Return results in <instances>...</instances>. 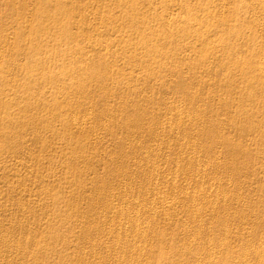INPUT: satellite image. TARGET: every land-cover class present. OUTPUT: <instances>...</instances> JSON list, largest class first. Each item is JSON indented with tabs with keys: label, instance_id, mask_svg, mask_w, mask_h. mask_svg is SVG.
Segmentation results:
<instances>
[{
	"label": "rangeland",
	"instance_id": "rangeland-1",
	"mask_svg": "<svg viewBox=\"0 0 264 264\" xmlns=\"http://www.w3.org/2000/svg\"><path fill=\"white\" fill-rule=\"evenodd\" d=\"M263 7L0 0V264H264V77L245 65L264 59ZM195 160L206 172L183 173ZM201 183L230 200L191 216L174 193ZM157 190L169 217L100 204Z\"/></svg>",
	"mask_w": 264,
	"mask_h": 264
},
{
	"label": "bare ground",
	"instance_id": "bare-ground-1",
	"mask_svg": "<svg viewBox=\"0 0 264 264\" xmlns=\"http://www.w3.org/2000/svg\"><path fill=\"white\" fill-rule=\"evenodd\" d=\"M253 1V0H252ZM223 2V0H221V3ZM256 2V1H255ZM254 2V3H255ZM253 3V2H252ZM257 3L259 4V5H261V6H264V0H257ZM190 6H191V4H190ZM225 6V5H224ZM258 6V5H257ZM254 9H255V7H253ZM258 8V7H257ZM264 8V7H263ZM260 10H262L261 8H260ZM190 11V10H189ZM255 11V10H254ZM253 11V12H254ZM264 12V11H263ZM259 13V12H258ZM256 14V13H255ZM253 15V14H252ZM257 15V14H256ZM264 15V14H263ZM255 17V16H254ZM253 17V18H254ZM86 18V17H85ZM263 19V18H262ZM88 22V21H87ZM258 22V21H257ZM261 23H263V22H261ZM10 37V36H9ZM153 41V40H152ZM108 44V43H107ZM261 46H263L264 47V42L262 43V45ZM236 60L237 61H240V60H238V58H236ZM94 61V60H93ZM252 63H250V61H246L245 62V65L248 67V68H250V65L251 66H257L258 68H260L261 69V71H262V73H263V77H264V59H255V60H252L251 61ZM190 67V66H189ZM99 70H102V69H99ZM103 71V70H102ZM59 72H62L61 74L62 75H64V76H68V71L67 70H65V69H63V68H61L60 69V71ZM89 78H90V75H88V74H86V75H84V76H82L81 77V79H79L78 80V82H79V84H87L88 82H89ZM174 83H176V82H174ZM179 86V85H178ZM252 87L254 86V85H251ZM92 89V88H91ZM216 99V98H215ZM259 99H256V101H258ZM80 101V100H79ZM167 102V101H166ZM201 102V101H200ZM190 103V102H189ZM194 103V102H193ZM172 108V107H171ZM177 108V107H176ZM182 108V107H181ZM168 110H170V109H168ZM189 110V109H188ZM180 112H179V114L177 115V118H178V121H179V124H181L182 125V123H181V121H182V119L184 118V117H186V116H188L189 115V113L191 112L190 110L189 111H187L186 113H185V111H183V110H179ZM86 112V111H85ZM83 113V112H82ZM167 113V112H166ZM168 114V113H167ZM84 115V114H83ZM83 115H82V117H83ZM194 115V114H193ZM171 116V115H170ZM176 116V115H175ZM84 117H85V115H84ZM166 117V116H165ZM169 118V117H168ZM198 117H196V119H197ZM75 119V118H74ZM169 119H171V117L169 118ZM187 119V118H186ZM222 119V118H221ZM77 120V119H76ZM88 120V119H87ZM141 120V119H140ZM102 121V120H101ZM170 121V120H169ZM168 121V123H170ZM75 122V121H74ZM77 122V121H76ZM104 122V121H103ZM207 122V121H206ZM81 123V122H80ZM160 122L157 120V119H155V120H153L152 121V123L151 124H153L155 127H157V126H159L160 124H159ZM83 124V123H82ZM135 124V123H134ZM200 124V123H199ZM202 125V124H201ZM163 126V125H162ZM139 127H140V125L138 124V123H136L135 124V129L136 130H138L139 129ZM194 127H196V126H194ZM206 127V126H205ZM244 127L245 128H249L250 127V122L249 121H245V125H244ZM124 130V129H123ZM128 130H129V128H128ZM154 128H152V130L151 131H149L150 133H151V136L153 137V136H155V134H154ZM175 130H177V129H175ZM166 131V130H165ZM190 131V130H189ZM195 132V131H194ZM193 132V133H194ZM149 133V134H150ZM176 133V132H175ZM187 133V132H186ZM143 134V133H142ZM191 134V133H190ZM166 135V134H165ZM201 135V134H200ZM211 135H215V136H222L221 135V131H220V129L219 128H217V129H215L214 130V132L213 133H211ZM185 136V135H184ZM195 136V135H194ZM198 137V136H197ZM172 138V137H171ZM194 138V137H193ZM145 139V138H144ZM156 139V138H155ZM190 140V139H189ZM168 141V140H167ZM188 141V140H187ZM205 141V140H204ZM128 142V141H127ZM145 142V141H144ZM162 142V141H161ZM170 142V141H169ZM200 143V142H199ZM220 143V142H219ZM218 143V144H219ZM154 144V143H153ZM168 144V143H167ZM180 144V143H179ZM190 145V144H189ZM200 145V144H199ZM192 146H193V143H192ZM124 147V146H123ZM126 147V146H125ZM170 147V146H169ZM168 148V147H167ZM194 148V147H193ZM153 149V148H152ZM192 150H194V149H192ZM237 151H239V149H236ZM149 151V150H148ZM154 151H155V149H154ZM198 151V150H197ZM146 152V151H145ZM188 152V151H187ZM199 152V151H198ZM177 153V152H176ZM189 153V152H188ZM187 153V155H189ZM156 154V153H155ZM122 155V154H121ZM167 156V155H166ZM197 156V155H196ZM155 157V156H154ZM145 158V157H144ZM146 158H147V156H146ZM176 158V157H175ZM191 158V157H190ZM247 158H249V161H251V163H253V161H254V158H253V156H251V154H248L247 155ZM157 159V158H156ZM178 160V159H177ZM207 160L208 159H206V162H207ZM127 161V160H126ZM140 161V163H141V160H139ZM158 161V160H157ZM190 161V160H189ZM205 161V160H204ZM147 162H148V160H147ZM146 162V163H147ZM176 162V161H175ZM188 162V161H187ZM121 163V162H120ZM201 163H203V161H201V160H195L194 162H192V163H190L189 165H187V166H183L182 167V171H183V173H190V172H195V171H198V170H200L201 168H202V171L203 172H206V170H205V168H206V165H202ZM173 164H175L174 162H173ZM176 164H177V162H176ZM142 165V164H141ZM150 166H152V164L150 165ZM155 167H156V165H155ZM141 168V167H140ZM147 168V167H146ZM150 168V167H149ZM148 168V169H149ZM134 169V168H133ZM143 169V168H142ZM141 169V170H142ZM176 169H178V168H176ZM176 169H175V171H176ZM157 170V169H156ZM150 171V170H149ZM153 171V170H152ZM155 171V170H154ZM167 171V170H166ZM165 171V172H166ZM181 171V172H182ZM151 172V171H150ZM208 172V171H207ZM158 173V172H157ZM156 172L154 173V172H152V175L150 174V176L148 177H146L147 179H146V182L148 181V182H151L152 180H153V178L155 177L156 179L159 177V174H157ZM162 173V172H161ZM204 174V173H203ZM203 174H201V175H203ZM149 175V174H148ZM175 175H176V173H175ZM181 175V174H180ZM187 175V174H186ZM130 177V176H129ZM138 177V176H137ZM195 177V176H194ZM205 177V176H204ZM230 177V176H229ZM124 178V177H123ZM139 178V177H138ZM176 178V177H175ZM182 178V177H181ZM201 178H202V176H201ZM129 179V178H128ZM229 179V178H228ZM134 180V179H133ZM165 180V179H164ZM155 181H157V180H155ZM184 181V180H183ZM130 182V181H129ZM138 182H139V180H138ZM160 182V181H159ZM162 182H163V180H162ZM174 183H175V181H173ZM194 182V181H193ZM206 182V181H205ZM116 183V182H115ZM125 183V182H124ZM156 183V182H155ZM158 183V182H157ZM217 183V182H216ZM219 183V182H218ZM109 184V183H108ZM130 184V183H129ZM128 183H127V185H129ZM138 184V183H137ZM159 184V183H158ZM187 184H189V182L187 183ZM211 184V183H210ZM121 185H124V184H121ZM147 185V184H146ZM146 185H145V187H146ZM152 185V184H151ZM138 186V185H137ZM201 193H187V192H185V191H182V189L181 190H177L175 193H174V197L173 198H175V200L177 201V200H180V199H184V198H188L189 199V201H190V203H189V205H192V207L194 206L195 207V210L191 213L192 215L191 216H193V215H198L199 213H200V211H201V209H203V208H205L206 207V200L209 198V196H214L215 197V199H214V201H212V202H210V207H212L213 208V210H214V208L216 207V206H218L220 203H222V202H226V201H228V200H230L229 199V195H228V193H226V192H221V191H217L216 189H214V188H207V186H205V184L204 183H201ZM218 186V185H217ZM216 186V187H217ZM117 187V186H116ZM122 187H124V186H122ZM126 187H128V186H126ZM130 187V186H129ZM128 187V188H129ZM155 186H153V188H154ZM161 187V186H160ZM209 187V186H208ZM114 188V187H113ZM132 188V187H131ZM156 188V187H155ZM175 188V187H174ZM182 188V187H181ZM187 188H189V187H187ZM186 188V189H187ZM158 189V188H157ZM178 189V188H177ZM123 190V189H122ZM126 190H127V188H126ZM173 190V189H172ZM148 190H147V188H146V192H147ZM158 191V190H157ZM129 192V191H128ZM159 192V191H158ZM158 192H156L157 194H155V195H158V197H157V199L155 198V204H150V205H145L144 203V205H140V207H138V208H136V210H134V211H128L127 213H123V210L125 209V207H124V204H126V203H128V201L126 200H124V198H123V195H122V199L120 200V204H121V206L120 205H118L119 206V208H116L115 209V207H114V204L112 203V201H114L113 200V197H115L116 195H114L113 193H111L110 194V198H111V200L110 199H106L105 201H103L102 202V200L100 201V204H102V206H104L106 209H111L110 211H112V212H118V214H120L119 216H121V215H131L130 217H129V220H131V221H133V220H136L137 221V218L138 217H140V215L142 216V215H157V214H160V213H162V214H168V217H169V213H167V209L169 208V205H168V203H169V198H165V196L163 195H160V192L158 193ZM196 192H198V191H196ZM44 193V192H43ZM138 193V192H137ZM162 193V192H161ZM164 193V192H163ZM129 194V193H128ZM142 194V193H141ZM233 194V193H232ZM135 195V194H134ZM138 196H139V194H137ZM144 195V194H143ZM147 195V194H146ZM124 197H125V195H124ZM134 197V196H133ZM141 197H143V196H141ZM155 197V196H154ZM167 197V196H166ZM213 197V198H214ZM237 197H238V195H237ZM236 197V198H237ZM129 198V197H128ZM127 198V199H128ZM135 198H138V197H135ZM134 198V199H135ZM172 198V199H173ZM96 199V198H95ZM147 199H148V197H147ZM150 199H152V198H150ZM117 200V199H116ZM132 200V199H131ZM139 201H141V200H139ZM142 201H143V199H142ZM159 201H160V207H159V205L157 204V203H159ZM171 201V200H170ZM239 201H241V200H239ZM125 202V203H124ZM152 202V201H151ZM157 202V203H156ZM135 203V202H134ZM142 203V202H141ZM177 203V202H176ZM119 204V203H118ZM138 205V206H139ZM129 207V206H128ZM185 207V206H184ZM183 207V208H184ZM188 207V206H187ZM186 207V208H187ZM197 207V208H196ZM176 209V208H175ZM194 209V208H193ZM103 210V209H102ZM115 210V211H114ZM179 210V209H178ZM186 210V209H185ZM212 210V209H211ZM247 210V209H246ZM109 211V212H110ZM191 211V210H190ZM249 211V210H248ZM88 213V212H87ZM175 213V212H174ZM117 214V213H116ZM201 214V213H200ZM199 214V215H200ZM103 216V215H102ZM113 216V215H112ZM118 216V215H117ZM110 217V216H109ZM114 217V216H113ZM148 217V216H147ZM145 218V217H144ZM194 218V217H193ZM246 218V217H245ZM264 219V218H263ZM118 220H122L121 218L120 219H118ZM140 220V219H139ZM144 220V219H143ZM244 220V219H243ZM113 221V220H112ZM125 221V220H124ZM142 221V220H141ZM145 221V220H144ZM241 221H242V219H241ZM245 221V220H244ZM104 222V221H103ZM120 222V221H119ZM127 222V221H126ZM202 222V221H201ZM257 222V221H256ZM118 223V222H117ZM137 223V222H136ZM140 223V222H139ZM148 223V222H147ZM225 224H226V222H224ZM201 224V223H200ZM205 224V223H204ZM264 224V223H263ZM186 225V224H185ZM188 225V224H187ZM136 226L138 227V225L136 224ZM189 226V225H188ZM225 226V225H224ZM87 227V226H86ZM110 227V226H109ZM112 227H113V225H112ZM120 227V226H119ZM128 227V226H127ZM151 227V226H150ZM118 228V227H117ZM86 229H88V228H86ZM93 229V228H92ZM108 229H110V228H108ZM135 229H136V227H135ZM227 229V228H226ZM105 230V229H104ZM142 230V229H141ZM144 230V229H143ZM228 230V229H227ZM226 230V231H227ZM2 231V230H1ZM87 231V230H86ZM118 231V230H117ZM197 231V230H196ZM226 231H225V233H226ZM119 232V231H118ZM126 233V232H125ZM167 233V232H166ZM199 233V232H198ZM142 234H143V231H142ZM116 236V235H115ZM119 236V235H118ZM190 236V235H189ZM201 236V235H200ZM140 238V237H139ZM145 239V238H144ZM210 239V238H209ZM222 239V238H221ZM92 240V239H91ZM140 240V239H139ZM117 241V240H116ZM127 241V240H126ZM143 241H145V240H143ZM209 241V240H208ZM222 242V241H221ZM260 243V242H259ZM10 245V244H9ZM257 245V244H256ZM260 245V248H261V244H259ZM264 245V244H263ZM93 246V245H92ZM107 246V245H106ZM215 247V246H214ZM122 248H124V247H122ZM263 248V247H262ZM142 249V248H141ZM219 249V248H218ZM138 250V249H137ZM243 250H244V248H243ZM263 250H264V248H263ZM122 251V250H121ZM131 251V250H130ZM238 251V250H237ZM252 251V250H251ZM261 252V251H260ZM208 253H210V252H208ZM211 253H213L212 251H211ZM261 253H263V252H261ZM260 253V255H261V257H262V260H263V254H261ZM8 255V254H7ZM215 255H217V254H214V256ZM244 254H242V256H243ZM122 256V255H121ZM259 256V255H258ZM162 257V256H161ZM117 258V257H116ZM132 258V257H131ZM199 258V257H198ZM259 258H260V256H259ZM145 259V258H144ZM197 259V258H196ZM14 260V259H13ZM132 261V260H131ZM213 261V260H212ZM247 261V260H246ZM124 262V261H123ZM77 263V262H76ZM132 263V262H131ZM135 263V262H134ZM262 263V262H261ZM243 264V263H242ZM258 264V263H257Z\"/></svg>",
	"mask_w": 264,
	"mask_h": 264
}]
</instances>
